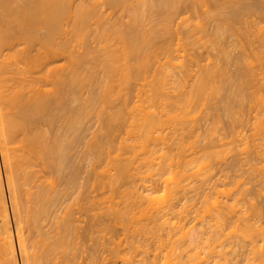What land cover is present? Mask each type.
Masks as SVG:
<instances>
[{
    "label": "bare ground",
    "instance_id": "1",
    "mask_svg": "<svg viewBox=\"0 0 264 264\" xmlns=\"http://www.w3.org/2000/svg\"><path fill=\"white\" fill-rule=\"evenodd\" d=\"M252 1H254V2H252ZM252 1H251V4H254L255 2H260V1L262 4L263 0H260V1L259 0L258 1L252 0ZM207 2H208V0H0V143H1V148H0L1 150L0 151H1V156L4 160V165H5V169L7 172L6 183H8L7 185L9 187L8 186L7 187L9 188V191L11 194V200H12V205H13V214L15 216V224L17 227L15 234L17 236L16 238H17V242H18V247L21 250L22 256L24 259L23 264H79L78 263L79 261H77V259H79L81 254L84 253V251H85L84 246H83L84 242L82 243V240H86L83 238H87V237H88V240H90V241L93 240L91 242H95L94 243L95 245L94 244L91 245V248H92V246H94V248L91 250V252L89 254L90 257L87 256L90 260V261L89 260L88 261L90 262V264H100V258L102 256V250L104 249V245H105L104 244L105 243L104 242V236L106 238L104 231L107 232V230L109 229L108 224L104 220V213L106 212V214L108 215L109 212L111 211V209L109 212L106 211L108 209H105L106 207L104 208V199H102V198L106 197V196H104L105 193L103 192L104 187H105V186H103V183L105 182L104 181V178H105L104 174H106V173L102 172L104 169L102 168L103 169L102 170L101 167H103V166H99L100 167L99 168L97 165H95L99 170L101 169V172H98V170L95 168V166H94V171H91L92 169L91 170L89 169V171H88V167L90 166L89 164H91L90 160L94 161V159L96 158L94 162H97L98 161L97 158L99 156L103 157L102 154H103L104 149L106 147H108L109 144H112V143H110V141L106 137L114 135L113 133H117L116 131L118 129H116V128L120 127L121 123H119V125H118L119 127H116V125L118 124V122L121 118V115H122L121 110L122 109H121V105L118 106L115 104H116V100H117L118 96H120L119 97V100H120L121 95L124 94V93L120 94V92L125 89L122 87L123 85H121V83L123 82L125 77L128 78L126 80H128L127 84L130 88L132 86V82H131V85L128 82H130V80L132 81V79L129 80V78L133 74H134L133 77L135 76V71L137 73V71L142 69V68H140L141 66L144 68L142 71L147 69L146 65L144 66L141 62L143 60H145L144 58H146V57L148 58V56H149L148 51L149 50L151 53V49L153 50L155 46H158V45H155L153 47L154 42H160L159 40H157L158 38L161 40V39H164L162 37H167L171 34V32H172L171 27L173 28V26L170 27V25H172V22H171L173 19L172 16H175V15H177L176 13H179L178 9L180 8V4L190 3V4H195V6H196L197 4L202 5V4H206ZM211 2L213 3V5H212L213 7L211 9H207V7H208L207 6L205 8L206 10H204V11L205 12L207 11L206 12V15H207L206 20L207 21H208L209 17H210V20L212 17H213L212 19L215 20L213 27L211 26V28L213 29L212 30L213 32L211 33V34H213L212 40H214L215 42H217L218 39L220 40L221 38H223V40H224L225 34H227L228 32H229L228 34H231L235 30H236L235 31L236 34L237 33L239 35L241 33L243 35L246 34L245 36H248V38H249V36H250L249 34L252 33V30L250 29L251 33H250L249 29H248L249 31L246 30L245 28H247L248 26L244 25L245 28H242L243 26L241 25L242 26L241 27L239 25L241 23V21H240V23H238V25L241 28H238L239 26L236 27V25H234L235 18H238L236 16L240 15V14H237L236 12H234V10L232 9V7H233L232 4H229L230 2H232V0H211ZM234 2L235 1H233V3ZM241 2H242V0H241ZM237 3H238V1H236V4ZM239 3H240V0H239ZM239 3L237 4L238 6L240 5ZM248 3H247V5H248ZM106 4L108 6H106ZM226 4L228 5V7L229 6L231 7L230 8L231 10H229V11L224 10ZM256 4L258 5V3H255L254 5H252V7L249 8V10H251V11L254 9L256 10L257 6H256V8H253V7H255ZM104 5H105V8L107 7V9L103 8ZM249 6H250V3H249ZM237 8H239V7H237ZM108 9H110L111 12L109 14H106V11ZM104 10H106V11H104ZM249 12H246V10H245V13H249ZM262 14H264L263 11H262ZM243 16H244L243 18H246L245 17L246 15L243 14ZM249 16H251V15H249ZM258 17H260L259 14H258ZM241 18H242V16H241ZM241 18H239V19H241ZM251 18H252V16H251ZM239 19L238 20L236 19L235 22L237 23V21H239ZM184 20L185 19H183V21ZM188 20L186 19V21H188ZM199 20H200L199 22L197 20L198 26L200 28L199 30H202L203 32L205 31V33H206V31H209L208 28L206 26H204L205 24L202 23L205 21V18L203 19L204 21L201 19H199ZM213 20H212V22H213ZM251 20H249V22ZM258 20H259V18H258ZM242 21L247 22L245 19ZM254 21L257 22L255 19L253 20V22ZM249 22H247V24ZM258 22H260V20ZM261 22H262V20H261ZM192 24L194 25V23H192ZM260 25L258 27L256 26L257 28L254 27V31H256L255 32L256 34H254V35H256V36H253V35L250 36L251 38H252V36L257 37L255 39H257L256 42H258L259 45H257L258 43L256 44V42H254L255 41L254 39H247V40L250 43L249 47H250L251 52L249 54H251L253 57H256L258 59L259 58L264 59V26H263V23ZM255 28H256V30H255ZM192 29L190 31H192ZM196 29H198V28L194 27V29H193V31L195 33H197ZM243 29H245V30H243ZM203 32H201V33H203ZM177 34L179 35L178 32H177ZM206 34H208V32ZM200 36H201V34H200ZM202 36H204V35L202 34ZM202 36H201V38L203 39L204 37H202ZM207 36H205V37H207ZM210 38H211V36H210ZM238 38H236L237 41H238ZM245 38H247V37H245ZM60 39H61V41H58ZM181 39H183V38H179V36H178L177 40L178 41L180 40V42H177V43H180V46L186 47L188 44L186 45L185 42H187V41H184L185 39H183V42H182ZM205 39H203V40L206 43ZM239 39H241V38H239ZM90 40H93V41L95 40L94 42L97 41L98 45L97 46L95 44L91 45V43H89ZM241 40H243V39H241ZM73 42H75V44ZM85 42H87V44ZM97 42H96V44H97ZM181 42L185 43V44H181ZM207 42H208V40H207ZM215 42H214L215 45L213 43H211V44L216 47ZM242 42H240V43H242ZM76 43H77V45H76ZM155 44H157V43H155ZM168 44H170V43H168ZM217 44H219V43H217ZM255 45H257V46H255ZM77 46L78 47L80 46V48L82 47L81 49H83L84 51L82 50L83 51L82 52L81 49L78 48ZM159 46H161V45H159ZM169 47L170 46H168L167 48H165V47L164 48L168 49ZM185 47H182V48L178 47V48H179V50L181 48L185 51L186 50ZM249 47H247V48H249ZM171 48H172V46H171ZM178 48H175V49L178 50ZM218 48H220V46H218ZM170 49H168V50H170ZM227 49H226V51H227ZM77 50L79 52H77ZM173 50H174V48H173ZM173 50H171V51L173 52ZM216 50H217V48H216ZM220 50H222V48ZM188 51H186V54ZM93 52L96 53V55L93 54V55H95V57L91 56ZM146 52H148V55L146 54ZM40 53L46 54L44 62L39 61V54ZM153 53H151V54L153 55ZM177 53H180V52H177ZM232 53H233V51H232ZM232 53H230L228 51L227 52L223 51V53H221L223 60L220 59V61L225 62V64L220 62L221 65L220 64L218 65L217 62H214L215 64L213 62H211L212 65L209 62L206 65L205 64L201 65V63L198 61L199 63L197 64V70H196L197 73L196 74H194L195 70L193 71L191 69V65L187 66V64H186V66L185 65L183 66V61H185V60H183L181 63L180 62L181 59H180L177 63V62H175L176 60L172 57L175 60V61L174 60L172 61V58L170 57L171 54L167 58V63L169 64V62H170L172 69H173L172 63L177 64L175 66L180 65L181 67H178L181 69L180 71H178L179 69L178 70L175 69L176 71L175 70L170 71V69H169L170 66L168 67V69L166 67L167 70L163 69L164 71L162 73L163 74L162 78H164V79H162V78H160L158 72L155 69V71H156L155 75L158 74L157 77L156 76L154 77L155 79H157V81L155 80L157 82V84L159 82L158 80L162 79L160 82L163 81L164 83L162 84V86L166 87L169 84L168 80L169 79L171 80V78H172V80L174 79L173 80L174 84L173 85L170 84V86H172L173 90H175V94H174L175 97L172 95V101L166 100V104H168L170 106V110L168 109L169 107L166 106L167 107L166 110L168 109L169 113L167 111H165L166 114L171 115L172 118H169V119L172 120V119H176V118L178 119L179 118V120H180V121L178 120L179 123L175 121L176 124H178V125L175 124L176 126L174 125L172 130L170 128L171 136H173V138H174V139H172V141L175 142V143H173L171 141L172 145L177 144L180 146V145H184L183 143L186 142V141H184L186 136H188L186 133L190 132V131H188V132H186V131L189 130L191 127L190 126L189 129H187L188 127L186 126L187 125L186 123L188 122V124H189L187 116L189 115V117H190V114L192 112L191 110L194 109L193 108L194 105L196 106L197 103H201V104L204 103L203 107L205 105H207V106L211 105V104H209L212 100L211 98H213L215 96L217 97L218 94H219V96L222 95L224 92L222 94H221V92L226 91V90H224L225 89L224 87L229 86L228 87L229 89H230V87H232V80H233L232 78L233 77L235 78V76L232 77V74L230 72V70H232V69L229 70L228 69L229 66L227 67V63H229V62L231 63V59H232L231 54ZM245 53H247V58H245V60L242 61L243 67L241 65V67H242L241 71H243V74H242L243 76L241 75L242 80H240V81L241 82H248L247 84L249 85V82H252L254 79H257V78H256V74L252 68L253 66H251V67L249 66V65H252V63L249 62V61H251V60H249L251 56H249L248 52H245ZM245 53H243V54H245ZM144 54H146L147 56ZM165 54L167 55V53H165ZM152 55H150V56H152ZM183 55H184V53H183ZM90 56H91V58H90ZM141 56H143V57L141 58ZM241 56H243V55H241ZM58 57L64 58L66 61V62L64 61L65 64L54 65L55 61H53V60L56 59V62H58V59H57ZM92 57L94 58V61H92ZM62 58L59 61H61ZM169 58H171L170 59L171 61H168ZM88 61H90V62H88ZM148 61H149V58H148ZM87 62L91 63V64L87 65ZM144 62H146V61H144ZM247 62H248V64L249 63L250 64L248 65ZM195 63H197V61ZM81 64L82 65L86 64L88 66V68H87V66H84V69H83V66ZM140 64H141V66H140ZM147 65H148V63H147ZM198 65H200V67ZM228 65H230V64H228ZM162 66H163V64H162ZM165 66H167V64ZM165 66H163V67L165 68ZM41 67H44V70L46 73V74L43 73L42 76L40 75V73L42 71ZM160 67H161V65H160ZM175 68H177V67H175ZM159 69L160 68H158V71L161 70V72H162V69H160V70ZM168 71H170V72L168 73ZM144 72H146V71H144ZM44 74H45V76H44ZM101 74H102L103 78L99 77V75H101ZM168 76H170L171 78L168 79ZM123 77H124V79H123ZM44 78L47 81H45V83L44 82L41 83L42 81L40 82V80H43ZM104 78H105V80H104ZM149 78H148V80H149ZM154 78H153V82H155ZM259 78H261V77H259ZM145 79L147 80V78H145ZM103 80H104V82H103ZM257 80H259V79H257ZM259 81L255 82V80H254V83H256V85H255L256 87H257V85H258L257 83ZM124 82H126V81L124 80ZM160 82H159V85H160ZM262 82L264 83V79ZM170 83H171V81H170ZM153 84L155 87L156 83H153ZM153 84L152 85L150 84L149 86L152 87ZM253 84H251V85H253ZM128 86H126V88H128ZM172 87H170V88H172ZM251 87H253V86H251ZM158 88H159V86H158ZM161 88H159V89L162 91V94L165 95L164 93L168 92V90H167L168 88L166 87V90H167L166 92L163 91L165 89L162 88L163 89L162 90ZM244 88H245V86H244ZM244 88H243V90H245L247 87L245 89ZM257 88L260 89L259 87H257ZM157 89L152 88L153 93L154 92L157 93L156 95L152 94V96H153L152 98L159 97L160 99L161 98L165 99L166 96L165 97L158 96L159 90L157 92ZM235 89H233V90L236 91ZM256 89L253 88V91H255ZM154 90H156V91H154ZM243 90L241 88V91H243ZM125 91H123V92H125ZM127 91L130 92L129 90H127ZM127 91L125 93H127ZM171 91L169 92L170 94H172L174 92V91L173 92H171ZM256 91H258L257 95H259V93H260L259 90H256ZM256 91L253 94H256ZM169 93H167V95L170 96ZM250 93H252V92L250 91ZM130 94L131 93H129V96H130ZM226 94H228V93H226ZM244 94H246V93H244ZM127 95L128 94H125V96L128 98L129 96H127ZM228 95L232 96L231 93ZM239 95H240V92H238L237 96H239ZM257 95H256V97L258 98ZM150 96L151 95H148L149 98L147 97L149 100L151 98ZM227 96H225V97H227ZM229 96L227 98L231 97V96L230 97ZM251 96H253V95H251ZM170 97L167 99H170ZM173 97L176 100H173ZM221 97H219L220 101H222L221 99H223ZM235 97H233V98H235ZM256 97H253V98L255 99ZM243 98L244 97L242 96V99ZM257 98L255 99L257 102L254 99H252L256 103H254L255 104L254 106L252 105L253 108L252 107H250V108H252V110H253L254 107H256V105L258 107H260L262 105V107L260 108L261 110L263 108L262 111L260 110L261 111L260 114H262V112L264 111V107H263L264 96H262L260 94L258 100H257ZM240 99H241V97H240ZM119 100H117V102ZM121 100L126 102L127 99L125 100V98H124ZM161 100L159 102H161ZM213 100L217 101V99H213ZM230 100H232V99H230ZM244 100H246V99H244ZM244 100H241V101L244 102ZM259 100L261 102H258ZM152 101H154V100L152 99ZM214 101H212V104L214 103ZM227 101H228V106H230L229 107L230 113L228 111L229 118H230V120H234V119H232L233 116L235 114L237 115L238 113H236V112L237 111L239 112V110H240V112H242L241 109H243L242 107L244 104L242 103L243 104L242 107H240V105L238 104L239 105L238 108L240 107V109L237 108L238 109L237 110L236 108H234V109L232 108L233 103H235L234 100H232L233 103L229 100H227ZM227 101H226V103H227ZM248 101H250V100H248ZM254 101H251V103ZM127 102H126V104H127ZM162 102H164V104H165V101H162ZM171 102H173V103H171ZM239 103L241 104V102H239ZM259 103L261 105H259ZM170 104H172V105H170ZM215 104H216V102H215ZM107 105L108 106L110 105V106L108 107ZM124 105H125V103H124ZM236 105L237 104H235V106ZM197 106H198V104H197ZM217 106H214V108H216ZM203 107H201V108L204 110L205 108H203ZM119 108L121 110H119ZM174 108L175 109L178 108L177 111L183 110L184 113L182 112L181 114H184V115L182 116L179 113L181 111H179L178 113L180 116L178 115L179 116L178 117L177 116L178 113L176 110H174ZM207 108L208 107H206V109ZM209 108H210V106H209ZM218 109H216V110H218ZM232 109H233V112H232ZM235 109L237 110L236 112H235ZM92 110L95 113H93ZM207 110L209 111V109H207ZM216 110H215V112H216ZM123 111H124V108L122 110V113H123ZM211 111H210V113H211ZM91 113H93L92 115L96 114L98 116L96 118L99 120V122L100 121L102 122V123L100 122V124H102V128L100 127V131L102 132V134H101V132H98V133L96 132L95 134H93V136L90 135V136H92V138H88V140H87V137H90V136H87L89 134H87L88 132L87 133L85 132V126H86V120L88 122V119H89L88 117H91L90 116ZM131 113H132V111H131ZM149 113H151V112H149ZM154 114H156V112ZM217 114H218V111H217ZM232 114H234V115H232ZM253 114H255V113H253ZM223 115H220V116H222V118H223ZM250 115H251V113H250ZM258 115L259 114L257 113V117H258ZM132 116H133V119H136L135 115H132ZM139 116L141 117V115H139ZM151 116H153V115H151ZM181 116H182V119H181ZM146 117H147V115H146ZM146 117L144 115V119H145L144 121L145 122H146V120L149 119V118L147 119ZM214 117H217L216 118L217 120L219 119V122H217V121H215V122L220 125L221 118L218 116H214ZM237 117L238 116H236V117L234 116V118L236 120H237ZM257 117L255 116L254 119H257ZM129 118L132 119V117H129ZM142 118H143V116H142ZM185 118H187V120ZM263 118L258 117L259 121L256 120L258 123V124H256L257 126H254L255 124L252 125L255 127L253 130L257 129L256 127H258V129H259V127L262 126V124L264 123ZM152 119H149V120L151 121ZM227 119H224V120H227ZM240 119H241V116H240ZM122 120H121V122H122ZM159 120H160V118H159ZM230 120L228 119V122ZM59 121H61L64 126H61V122L58 123ZM136 121H132V122L135 123ZM139 121H141V120H139ZM139 121H137V122H139ZM148 121L146 122L148 125L146 127L150 126V124H148ZM153 121H151L150 123H152ZM160 121L161 122H159V123H161V124H162V122H164V121H162V119ZM247 121H248V119H247ZM145 122H143V123H145ZM157 122L158 121H156V123ZM222 122L223 121L221 120V123ZM46 123L51 129L53 128V126L56 125L54 127V129L57 130L58 124H60V125H58V127L61 126V127H64L65 129L62 128V131L58 129L57 130L58 132L56 131V133H55V130L53 129L54 130L53 133L56 136H54V134H53V137L50 138V136L52 134V132L50 131L47 134V135H49V138H50L49 139L48 136H46V130H45L46 128L44 129V127H43V125ZM153 123H155V122H153ZM191 123H192V121H191ZM50 124L53 126H51ZM161 124H158V125H161ZM168 124H171V123H168ZM133 125L136 126V123ZM214 125H215V123L213 124V126ZM258 125H260V126H258ZM48 126H47V129H49ZM168 126H170V125H168ZM171 126H173V125L171 124ZM263 126H264V124H263ZM61 127H59V128H61ZM140 127L135 128L136 130H138L137 133L140 131L139 130V129H141ZM150 127L152 128L155 126L151 125ZM142 128H144V127H142ZM151 128H150L151 132H149L150 134H152ZM157 128L153 129V130L158 131ZM215 128L216 127H214V130H216ZM261 128H263L262 131H264V127H261ZM95 129H96V127H95ZM102 129L104 132L102 131ZM133 129L134 128H132V131H134ZM164 129H166V128H164ZM168 129H169V127L167 128V130ZM191 129L193 130V127H191ZM199 129H200V126H199ZM209 129H210V127H209ZM258 129H257V131H261L260 129L259 130ZM63 130H64V132H63ZM120 130H121V128H120ZM159 130H162V128ZM214 130L213 129L209 130L211 133L209 136L210 138L217 133L216 132L215 134H213ZM48 131L49 130H47V132ZM142 131H144V130H142ZM142 131H140V132H142ZM257 131L255 133H257V136H258L259 133ZM134 132H136V131H134ZM146 133H148V132H146ZM149 133H148V135H149ZM155 133H156V131H155ZM162 133L163 132H161V134L160 133L159 134L162 136L163 135ZM166 133L168 134L167 131H166ZM192 133L195 136L196 135L198 136V134H195L196 132L195 133L191 132V134ZM255 133H252V134H255ZM261 133L264 134V132H261ZM138 134H140V133H138ZM143 134H145V133H143ZM191 134H189L190 137L193 136V134L192 135ZM207 134L209 135V133H207ZM99 135H103V136L107 135V136L102 138ZM148 135H147V137H148ZM169 135H170V133H169ZM259 135H261V134H259ZM195 136H194V138H195ZM236 136H237V134H236ZM254 136H256V134ZM147 137H144L143 138L144 141L142 140V142H145V138L147 139ZM149 137H151V136H149ZM224 137L227 138L226 135ZM244 137H246V136L244 135ZM248 137H250V136H248ZM252 138L254 139L253 135H252ZM165 139H166V137H165ZM165 139H164V141H165ZM167 139H168V137H167ZM198 139H199V137H198ZM198 139H196V140H198ZM207 139L208 138H206V140ZM217 139H221V138L217 137ZM245 139H247V138H245ZM245 139H243V141ZM251 139H250V142L252 141ZM261 139H264V138L262 137V138H260V140ZM101 140L105 141L106 143H108L107 141H109V144H106V143L102 142ZM240 140H241V138H240ZM254 140H256V139H254ZM187 141L189 142V139ZM207 141H209V140H207ZM212 141H213V139H212ZM230 141H231V139L228 141L229 143L227 146L230 145ZM113 142H114V140H113ZM165 142H167V140ZM252 142H253L254 146L257 143V142L254 143V141H252ZM196 143H197V141H196ZM225 143H226V141H225ZM233 143L234 142L232 141L231 142L232 146H233ZM235 143H237V139H236ZM260 143H262V142H260ZM168 144L170 145V143H168ZM192 144H195V143L192 142ZM237 144H239V142ZM241 144H244V146L246 147L249 143H247L246 145H245V142L241 143ZM147 145H148V143H147ZM164 145H165V143H164ZM236 145L233 148L237 147ZM221 146H220V148H221ZM244 146H243V148H244ZM250 146H247V147H250ZM256 146H257V144H256ZM262 146H264V145H262ZM145 147H146V145H145ZM165 147H166V145H165ZM171 147H174V146H171ZM199 147L197 146V148H199ZM96 148H98V149H96ZM109 148H110V146H109ZM112 148H110V149H112ZM169 148L170 147H168V151L171 152L170 150H172L173 148L170 150H169ZM180 148L181 147H179V149ZM184 148H186V146ZM263 148L264 147H262V150H263ZM228 149L226 150V152H228ZM246 149L248 150V148H246ZM255 149H257V147H255L254 150ZM147 150H149V149H147ZM160 150H161V148H160ZM163 150H165V149L163 148ZM174 150H173V152H174ZM189 150H190V148H189ZM191 150H192V148H191ZM221 150L223 152H225L224 148H221ZM239 150H240V147H239ZM249 150H251V149L249 148ZM181 151H182V148L179 152L181 153ZM215 151H217L216 153H218V151H219V154L222 152V151L218 150V147H217V150L215 149ZM246 151H244V152H246ZM156 152H157V150H156ZM166 152H167V150H166ZM169 152H168V154L170 155L171 153H169ZM184 152H183V154H184ZM250 152H252V150ZM175 153H177V152H175ZM202 153H204V152H202ZM202 153L200 154L201 156H202ZM210 153H211V151H209L208 155ZM147 154H149V153H147ZM164 154H166V153H164ZM219 154H216V155H219ZM169 155L166 154V156H169ZM210 155L208 157H207V155L204 157L202 156L203 160L201 159V157H199L201 160L197 159V160H199L197 164H199L203 167L205 166V168L209 167L211 169V167H212L211 162L210 161L207 162V160L212 159L210 157ZM216 155L214 154L213 156L215 158H217ZM221 155L222 154H220L218 157H220ZM155 156H157V155H155ZM236 156H238V153L236 154ZM171 157H170V159L167 157V159L169 160L167 163L164 162L166 165L168 164L167 166L164 163H162L167 168L163 167V168H165V169H163L159 166L161 171L165 170L166 174L164 171L161 172L158 169L157 172L160 171L161 173L155 172L156 176L153 175V176L148 177V175H150L149 173H151V172L154 173L153 172L154 168H152V170H151V167H150L151 172H149L150 170L148 168V170H147L148 174H146L147 177H145V179L143 180V182L141 184L142 186L141 185L138 186L139 190H140V186L144 188L143 191L145 190L144 191L145 195H144V193L136 192L137 197H139L138 199L140 200L138 202L144 203L146 199H147L146 201L150 202V200L152 199V201L155 202V200L156 201L160 200L161 197L163 198V202H160L161 204L159 206L158 205L157 206L151 205L152 207L149 206L148 209L151 208V210L149 209V211H148L146 209L147 212H149L148 214L144 213V211H145L144 209H142V211L139 212V214H142V212H143L145 217L148 216V220L150 221V223H153L154 225L150 226V224L143 222L144 220H142V223L143 224L145 223L147 225L142 224L143 226H141V224H139L138 227H136L138 232H140V233H138V232L136 233V235L140 234V238L136 242H133V241H135L134 239L136 238V235H135V237L132 236L133 237L132 247L133 248L135 247L134 249L136 250V255L134 254V251H133V253H131V254L129 253L130 257L125 258L123 256L124 258L121 260L125 261L124 264H126V263L127 264H167L169 259L173 264H186V263L189 264L191 262V260L193 261V259H192L193 254L190 256L188 254V256L185 259L184 257L187 255L186 254V255H184V257L182 259V256H181L182 253L179 254L180 255V257H179L178 253L175 254L176 253L175 248H174V251H175L174 254L175 255L173 254V257L169 258L170 254H172L170 252L173 250V247L175 245L173 237H172L173 241L171 240V236H174V235H171L172 233H170V232H169L170 235L168 233L169 239L171 240V242L174 243V245L171 244L172 250L169 251V253L168 252H167V254L164 253L165 256L169 254V256L166 259H164L165 257H164L163 252H162L163 251L162 249L165 247V245L163 247V244L166 243V242L162 243V240H164V236H162V234H161L162 238H160L161 236L159 235V229H158V234L156 232H154V226H155V224H157V222L160 223V225L163 224L162 227L159 225V227L162 231V228L165 227L164 223L167 224V221L169 219L171 220L172 217L178 218V222H179L178 213L182 212L180 210H177V206L181 204L178 200L182 196L180 194L181 196L178 197V195H179V193H183L181 191L185 190V189H183L182 186H184V183L186 182V181L184 182V180H186L185 178L187 176H189L190 174L188 171V175H187V169L188 168L184 169L183 165H182L183 168H181V169H178L179 166L176 164L175 165L177 167L174 166V162L179 163V161H182V160H179V158L177 157V159L179 161L176 162L177 159L176 160L174 159L176 157H173V155ZM185 157L186 156H184L183 159ZM205 157H207V158H205ZM152 158H154V157L152 156ZM193 158H194L195 163H196V158H198V156L197 157L193 156ZM204 158L207 159L206 162H205ZM215 158H214V160H215ZM98 159H101V157H99ZM152 160L155 163L154 159H152ZM161 160H163L162 157H161ZM189 160L191 161V159H189ZM111 161H113V160H111ZM159 161H160V159H159ZM186 161L187 160H185L184 162H186ZM190 161H187V163ZM98 162H100V161H98ZM191 162H190V164H191ZM209 162L211 165H209ZM193 163H194V161H193ZM109 164H110V162H109ZM113 164H114V166H116L115 163H113ZM113 164H110L109 166H111ZM162 164H161V166H162ZM124 165H125V163H124ZM127 165H128V163H127ZM148 165H149V163H148ZM155 166H158V165H155ZM196 166H198V165H196ZM201 166H198L199 168H197V169L200 170ZM112 167L113 166H111L110 168H112ZM173 167H175V168H173ZM107 168H108V166H107ZM121 168H122V166H121ZM121 168H119V169L121 170ZM168 168H169V170H167ZM189 168H190V166H189ZM209 168L207 169V171H205V173L208 172ZM210 171L211 170H209V173L212 172V171L211 172ZM1 172L2 171L0 170V254L2 256L1 257L2 260L0 259V262H1V264H17V260H16L17 242H16V244L14 242V230H13L11 222H10V215H9L10 213L8 211V205H7L5 196H4V189H3L4 183H2ZM90 172L92 175L95 173V175L97 176V178L95 177L96 178L95 180H96L97 186H98L97 188H98V190L102 189V192L104 193V194L99 193V196L97 199L96 198H90L88 196V192H87L88 188H86V187H89L90 185H92L91 184L92 182H90V179H91V175L89 174ZM116 172H118V171L116 170ZM118 173H120V175H121V171ZM118 173H116V174L114 173L115 176H117ZM145 173H146V171H145ZM162 173H164V174L162 175ZM190 173H193V172H190ZM102 174L104 175L103 180H102ZM157 174H160V176H161V177H159L160 179L161 178L163 179L165 177L164 178L165 183L163 184V182H164L163 181V182H161L162 184L159 183V185L160 184L164 185L163 187L165 188V193L167 196V198L166 197L165 198L167 199V201H164L165 200V198H164L165 193L162 196L157 195V194H159L158 193L159 190L158 191L156 190V189H158V188H156V186L158 185V184H156V182H157V180L159 181V179L156 180L154 178V176L156 178L159 176ZM54 175H56V178ZM110 175L112 177L113 173ZM124 175H125V173H124ZM142 175H145V174H142ZM195 175H196V173H195ZM207 175H210V174H206V176ZM115 176H114V178H115ZM58 177H59V180H57ZM210 177L208 179H210ZM120 178H118V180H120ZM149 179H150V181H149ZM162 179H161V181H162ZM106 180H107V178H106ZM111 181L112 182L109 181L110 186L112 184H114V182H113L114 179H112ZM93 182H94V180H93ZM190 182H188V183H190ZM88 183H90L89 186H87ZM93 185H95V184H93ZM104 185H106V184H104ZM154 185H155V188H154L155 190H152ZM134 186H136V185H134ZM185 186H187V185H185ZM84 188H85V190H84ZM90 188H91V186H90ZM90 188H89V190H90ZM128 188L130 189V187H128ZM132 188H134V187L132 186ZM136 188H134L133 190H135ZM112 189H114V187ZM131 191H132V189H131ZM224 191L226 193L228 192L226 196H229V194L231 196L233 194L232 190H231L232 192L230 190L227 191V189L221 190L222 193H224ZM221 192H219V193H221ZM122 193H124V192H122ZM126 193H124V194H126ZM226 193H224V195ZM234 193H236V192H234ZM131 194L132 195H130V196L133 197L134 196L133 194H135V193H131ZM155 194L157 195V197L156 196L154 197ZM183 195H184V193H183ZM102 196H104V197H102ZM125 196H127V195H125ZM77 197L82 198V201L80 198V201H81L80 203H79V200L78 201L76 200ZM137 197L136 198L133 197V199H137ZM211 197H213V196H211ZM218 197L219 196H216V200H214V203H212L213 199H215V198L210 199V196H209L210 200H207V204L210 205L209 206L210 210H208V209L207 210L209 212L212 211V213H214V215H215L216 211L219 213L216 220L219 221V222L217 221L218 223H220L219 224L220 228H219V226H218V228L221 230V228L224 226L223 222L225 223V221H223V219L225 217V216L223 217V214H225L226 210L224 209L223 214H222V212H220V210L222 208H227L229 212H232V209L236 208V205L235 204L232 205L233 203L229 204V202H228L227 203L228 205L225 204L222 207L223 204L222 205L220 204V202H219L220 198L218 199ZM123 198L126 199V197H123ZM144 198H145V200H144ZM142 199H143V201H142ZM242 199H244V194H243ZM73 200L74 201L76 200L78 202L76 204L77 205L79 204V205L77 206V205H74L75 203H71V202H73ZM237 200H238V197H237ZM154 202H152V203H154ZM186 202H187V200H186ZM208 202H211V203H208ZM69 203H71V204H69ZM106 203H108V202H106ZM126 203H128V202H126ZM157 203H159V202H157ZM248 203L251 205L250 201ZM135 204H136V201H135ZM146 204H147V202H146ZM149 204L150 203H148V205ZM212 204L215 207V209H217V210H212V208L214 209V207L211 206ZM183 205H181V206H183ZM252 205H254V204H252ZM74 206H77V207H74ZM124 206H123L122 210H121V207L116 209V206H115V208L113 206L114 210L112 211L111 215H113V214H114V216L116 215L115 217L117 218V220H119V224H120V222L125 224V221H126V223L128 221V224H129L130 217L133 219V216H131V214L133 215L134 209L136 206L132 207V209H130L131 208V207H129L130 205L129 206L127 205L128 208H126L125 203H124ZM143 206H145V203ZM186 206H187V204H186ZM186 206H184V207H186ZM117 207H118V205H117ZM76 208L78 209V213H79V210L81 212V209H84V211L86 210V213H87V211L93 212V216L90 215V216H92V217H90V220L88 219L86 221V218H85L84 222L86 221L85 222L86 224L83 226H82V224H84V223L79 224L80 219H78L77 216H75ZM109 208H110V205H109ZM237 208H238V204H237ZM138 210H137V212H138ZM59 211H61L60 214L58 213ZM63 211H64V213H63ZM234 212L235 211H233L232 213H234ZM256 212H257V210H256ZM62 213H63V215H61ZM86 213H85V215H86ZM174 213L177 216H174L175 215ZM257 213H259V209H258ZM59 215H61V216H59ZM79 215H81V214H79ZM134 215H135L134 221L136 222V217L137 216L139 217V215H136V213H134ZM221 215H222V217H221ZM170 216H171V218H170ZM185 217H186V215H185ZM140 218L145 219L143 217V214L140 215ZM111 219H112V216H111ZM137 220H139V218H137ZM221 220H222V223H221ZM47 221H49V223L48 224L46 223L44 225V222H47ZM113 221H114V219H113ZM176 221H177V219L175 220V222ZM175 222H174V225H175ZM244 222L245 221H243V223ZM241 223H242V220H241ZM249 223L252 224L251 221ZM249 223L247 224V227L250 226ZM221 224H222V226H221ZM238 224L239 223H237L235 225V226H237V228H238ZM111 225H112V223H111ZM111 225H109V226H111ZM174 225L172 224V226H173L172 228L176 227V229H177L178 226L174 227ZM216 225L217 224L214 225V228ZM25 226L29 227V232H31L30 228H31V230H33L35 232V234L32 235V237L34 236L33 238L29 237L31 239V242L33 241L32 248H31V244L29 243L30 241L28 240V237H26L24 234ZM127 226L128 225L126 224V228H127ZM135 226H137V225L135 224ZM180 226H179V228H180ZM107 227H108V229H107ZM123 227H125V226H123ZM133 227H134V222H133ZM166 227H168V226H166ZM184 227H185V225H184ZM242 227H244V226H241L240 229ZM247 227L244 228L245 231H246V229H248ZM254 227H258V226H254ZM169 228H171V227H169ZM224 228H223V230H224ZM234 228H236V227H234ZM164 230H166V229H164ZM180 230H181V228H180ZM183 230H184V228H183ZM215 230H218V229H215ZM129 231H130V229H129ZM131 231H132V228H131ZM168 231H171V229ZM235 231H237V229H235ZM134 232L132 233V235L134 234ZM172 232H173V229H172ZM175 232H176V230H175ZM175 232H173V233H175ZM219 232L220 231H217V233H219ZM239 232H240V230H239ZM94 233H97L99 235L94 236L95 235ZM127 233H128V231H127ZM243 234H241V232H240V235L243 236ZM29 235H31V233ZM262 235H263V233H262ZM244 236H245V234H244ZM166 237H167V235H166ZM150 238L151 239L153 238L152 240L155 242V244L157 243V241L154 239L155 238H157V240L160 239L159 240L160 245L157 244V246L159 248L161 246L163 247L161 249L162 250L161 252L159 250H157L158 247H156V246L154 248H152L154 246V244L151 242ZM101 240H103V241H101ZM127 240H129V239H127ZM142 240H144V241H142ZM149 240H150V242H149ZM192 241L194 242V240H192ZM161 243H162V245H161ZM29 244H30V246H29ZM108 244H110V243H108ZM108 244H107V246H108ZM152 244H153V246H152ZM87 246H86V248H87ZM133 248L132 249L130 248V249L133 250ZM112 249H113V247H112ZM151 249L153 251L156 250V252L155 251L152 252ZM108 250H109V248H108ZM212 251H213V249H212ZM86 252L88 253L89 251L86 250L85 253ZM103 252H104V250H103ZM114 252H116V251H114ZM112 254H113V252H112ZM195 254H196V252H195ZM117 255H118V253H117ZM124 255L127 256L128 251H127V254L125 253ZM139 255H142L143 257L140 256L141 258L137 259V257ZM162 255L164 257L163 258L164 260H161L162 261V263H161V261L158 258L162 259ZM197 255H199V254H197ZM174 256H177V257L175 258ZM171 258H175V260H173ZM187 258H188V260L190 259V261H188ZM101 259L105 260L104 262L106 263V259L104 257ZM81 260H82V258H81ZM84 260H82V262ZM103 260H102V262H103ZM109 260L111 261V259L109 258L107 260L108 264L111 263V262H109ZM166 260H168V261H166ZM184 260H186V262ZM2 261H4V262L2 263ZM88 261L86 260V262H88ZM164 261H165V263H164ZM113 263L115 264V262H113ZM113 263H111V264H113ZM84 264H86V263H84Z\"/></svg>",
    "mask_w": 264,
    "mask_h": 264
},
{
    "label": "rangeland",
    "instance_id": "2",
    "mask_svg": "<svg viewBox=\"0 0 264 264\" xmlns=\"http://www.w3.org/2000/svg\"><path fill=\"white\" fill-rule=\"evenodd\" d=\"M233 1H235L234 3H233ZM236 1H238V3H239V0H232V2H230L229 4H232V9L234 10V12H236L237 14H240V15H237L236 17H238V18H235V20H234V25H236V27L237 26H241L242 28H245V26H248L247 28H245L246 30H252V33H251V30H250V33L251 34H249L250 36L251 35H253V36H256V35H254V34H256L255 32L256 31H254V27H258L260 24H262L263 23V26H264V14H262V11H263V13H264V0L262 1V4H261V1L260 2H255V3H258V5L256 4L255 5V7H253V8H256V6H257V8H256V10L254 9V10H249V8L250 7H252V5H254V4H251V1L250 0H242V2H241V0H240V5L238 6L237 4H236ZM256 1H258V0H256ZM250 3V6H249V3ZM252 2H254V1H252ZM247 3H248V5H247ZM243 4V5H242ZM194 5V6H193ZM213 3L211 2V0L209 1L208 0V2L206 3V4H197L196 6H195V4H190V3H186V4H180V8L178 9L179 10V13H176L177 15H175V16H172L173 17V19H172V25H170V27L171 26H173V28L171 27V29H172V32H171V34L169 35V36H167V37H162V38H166L165 40L164 39H157V40H159L160 42H154V45H153V47L155 46V45H158V46H155L154 47V49L152 50L151 49V53H153L154 51V53H153V55L150 53V50L148 51L149 52V56L150 55H152V56H148V58H149V61H148V58L146 57V58H144L145 60H143L141 63L145 66L146 65V67H147V69L146 70H144V71H146V72H144V71H142L144 68L141 66V64H140V68H142V69H140L139 71H137V73H136V71H135V76L133 77V75L129 78V80L130 79H132V81L130 80V82H128L130 85H131V82H132V86L129 88V86H128V84H127V81L128 80H126V79H128V78H126L125 77V79H124V77H123V79L126 81V82H124V80H123V82L121 83V85H123L122 87L123 88H125L124 90H122L121 92H120V94L121 93H124L123 95H121V98H120V100H119V97L120 96H118V98H117V100H119L118 102H117V100H116V104L115 105H118V106H120L121 105V109L123 110V108H124V111H123V113H122V110L119 108V110H121V118H120V120H119V122H118V124L116 125V127H119L118 125H119V123H121L120 124V127L119 128H116V129H118L116 132L117 133H113L114 135H112V136H107V135H105V136H103V135H99V136H101L102 138L103 137H106L109 141H110V143H112V144H109V141H107L108 143H106L105 141H102V142H104V143H106V144H109L108 145V147H106L105 149H104V151H103V157L102 156H99V157H101V159H98L97 158V160L98 161H100V162H94L95 161V159H94V161L93 160H90L91 161V164H89L90 166L88 167V171H89V169L91 170V171H94V166L95 165H97L98 167L99 166H103V167H101V169L103 170L102 172L103 173H106V174H104L105 175V178H104V183H103V186H105L104 187V193L102 192V189L100 190H98V186H97V182H96V178H97V176L95 175V173L92 175L91 174V172L89 173L90 175H91V179H90V182H92L91 184L92 185H90L91 186V188H90V186H89V184L90 183H88V185L87 186H89V187H86V188H88V190H87V192H88V196L90 197V198H98V196H99V193H103L104 194V196H106L105 198H102V199H104V208L105 209H108V210H106L107 212H109L110 211V209H111V211L109 212V214L107 215L106 214V212L104 213V220L106 221V223L108 224V227H109V229H108V227H107V232L106 231H104V234L106 235V238H105V236H104V252H103V250H102V256L106 259V263L104 262L105 260H103V259H101V258H103L102 256H101V258H100V264H108V262H107V260L110 258L111 259V261L109 260V262H111V263H113V262H115V264L117 263V264H124L125 263V261H123V260H121V259H123L124 257L125 258H127V257H130V255H129V253L131 254V253H133V251H134V254L136 255V250L132 247V244H133V242H136L137 240H139V238H140V234L138 235H136V233L138 232V230L136 229V227H138V225L139 224H141V226H143V225H147V224H143L142 223V220H144L143 222H146V223H148V224H150V226L152 225H154L153 223H150V221L148 220V216L147 217H145L144 216V213H149V212H147V210L149 211V209L151 210V208H149L148 209V207L149 206H151V205H160L161 203L160 202H163V198L161 197V199L160 200H158V201H156L155 200V202L157 203V202H159V203H155L154 201H152V199L150 200V202L149 201H146L145 200V198H144V200H145V206H143L144 205V203L142 204L141 202H138V201H140L138 198L139 197H137V194H136V192H141V193H144V191H143V187H141L142 185V182H143V180L145 179V177H147L146 176V174H148V168H149V170H150V167H151V170H152V168H154V170H153V172L154 173H152L151 172V170L149 171V172H151V173H149L150 175H148V177L149 176H153V175H155L156 176V174H155V172H157V170L159 169L160 171H161V169L159 168V166L161 167V168H163V167H166L167 165L165 164V163H167L169 160L167 159V157L170 159V157L173 155V157H176V158H174L175 160L177 159V157L179 158V160H182V161H179L178 159H177V161L176 162H178L179 161V163H175L174 162V166H176V165H178L179 167H178V169H181V168H183V166H184V169L185 168H188L187 169V175H188V171H189V176H187L185 179L186 180H184V186H182L183 187V189H185V190H183V191H181V192H183L184 193V195H183V193H179V195H178V197H180L181 195V197L179 198V202L181 203L180 205H178L177 206V210H180V211H182L181 213H178V217H179V222H178V218H176V217H172L171 218V216H170V218H171V220L169 219L168 221H167V224L166 223H164V228H162V231H161V229H160V227H159V225H160V223H158L157 222V224H155V226H154V232H156L157 234H158V229H159V235L161 236V234H162V236H164V240H162V243L163 242H166L165 244H163V247H164V245H165V247L163 248L162 246L159 248L158 246H157V244H159L160 245V242H159V240H157V238H155L154 240H156L157 241V243L155 244V242L150 238V240H151V242L154 244V246H153V244H152V248H154L155 246L156 247H158L157 248V250H159L160 252L162 251L163 252V255H164V253H166L167 254V252L169 253V251H171L172 250V245L171 244H173L174 245V243H175V245H174V247H173V252L171 251L170 253H172V254H170V256H169V254L168 255H164V257H163V255H162V259H160V258H158L160 261L161 260H164V259H166L168 256H169V258L170 257H173V254L175 253V251H174V248L176 249V253L175 254H177L178 253V255L179 254H181V256H182V259H183V257H184V255H186L184 258L186 259V257L188 256V254H189V256L190 255H192V259H193V261L191 260V262L189 263V264H264V148H263V150H262V147H264V146H262V145H264V139H261L260 140V138H264V134L263 133H261V132H264V131H262L263 130V128H261V127H264L263 126V124H262V126H260V125H258V126H260L259 127V129L261 130V131H257V129H258V127H256L257 129H255L259 134H261V135H259L258 134V136H257V133H255L256 131L255 130H253L255 127L254 126H257L256 124H258L257 123V121H259V119H258V117L260 118H263L264 117V111L262 112V114H260L261 113V111L263 110V108H262V110L260 109L261 107H262V105L259 103V105H261L260 107H258L257 105H256V107H254V109L252 110V105L254 106L255 104L254 103H256L257 101L255 100L257 97H256V95H257V92L258 91H256V90H259V95L261 94L262 96H264V83L262 82L263 81V79H264V59L262 58V59H258V58H256V57H253L251 54H249L250 52H251V50H250V43L248 42V40L247 39H254L253 41L254 42H256L257 41V39H255V38H257V37H253L252 36V38L249 36V38H248V36H245L246 34H236L235 33V31H233L231 34H225V38H224V40H223V38H221L220 40L218 39V41L217 42H215L214 40H212L213 38H212V35L213 34H211L213 31V29L211 28V26L213 27V25H214V23H215V20H213L212 18H211V20H210V17H209V19H208V21L206 20L207 19V15H206V12L204 11V10H206L205 8L207 7V9H211L213 6ZM236 5V6H235ZM247 7H246V6ZM106 6H108L107 4H106ZM202 6V7H201ZM245 6V7H244ZM237 7H239V8H237ZM259 7V8H258ZM104 9H107V7L105 8V5H104V7H103ZM227 8V9H226ZM231 7L229 6L228 7V5L226 4V6H225V11H229V10H231L230 9ZM242 9V10H241ZM259 9V10H258ZM110 9H108L107 11L106 10H104V11H106V14H109L110 12H111V10L109 11ZM236 10V11H235ZM241 10V11H240ZM245 10H246V12H249V13H245ZM109 11V12H108ZM240 11V12H239ZM205 12V13H204ZM233 12V11H232ZM254 12V13H253ZM257 14H256V13ZM261 12V13H260ZM243 14L244 15H246L245 17L246 18H243L244 16H243ZM258 14H259V16L261 17H258ZM249 15H251L252 16V18H251V16H249ZM256 15V16H255ZM205 16V17H204ZM241 16H242V18H241ZM249 16V17H248ZM248 17V18H247ZM263 17V18H262ZM205 18V21L203 20ZM239 18H241V19H239ZM258 18H259V20H260V22H258L259 20H258ZM183 19H185L184 21H183ZM186 19L188 20V21H186ZM199 19H201V20H203L204 22H202V23H204L205 25L204 26H206L207 28H208V30L209 31H206V33L208 32V34H206L205 33V31L203 32L202 30H199L200 28H199V26H198V23H197V20H198V22L200 21ZM236 19L238 20L239 19V21H237V23L235 22L236 21ZM246 20L247 22H249V20H251L248 24H247V22H245V21H242V20ZM256 20L257 22H253V20ZM212 20H213V22H212ZM261 20H262V22H261ZM190 21V22H189ZM207 21V22H206ZM240 21H241V23H240ZM185 22V23H184ZM206 22V23H205ZM212 22V23H211ZM191 23V24H190ZM192 23H194V25L192 24ZM238 23H240L239 25H238ZM243 23V24H242ZM247 25H246V24ZM255 23V24H254ZM260 23V24H259ZM209 24V25H208ZM191 25V26H190ZM208 25V26H207ZM233 25V24H232ZM245 25V26H244ZM238 27V28H241V27ZM261 26V25H260ZM194 27H196V28H198V29H196V32L197 33H195L194 31H193V29H194ZM233 27V26H232ZM235 27V28H236ZM256 27V28H257ZM190 28V29H189ZM193 28V29H192ZM234 28V29H235ZM256 28H255V30H256ZM192 29V31H190ZM245 29H243V30H245ZM177 30V31H176ZM199 30V31H198ZM248 30V31H249ZM176 31V32H175ZM187 31V32H186ZM211 31V32H210ZM175 32V33H174ZM177 32L179 33V35L177 34ZM185 32V33H184ZM195 34H194V33ZM199 32V33H198ZM201 32H203V33H201ZM174 34V35H173ZM176 34V35H175ZM187 34V35H186ZM191 34V35H190ZM200 34H201V36H202V34L204 35V36H202V37H204L203 39H205L206 40V43H205V41L201 38V36H200ZM236 36H234V35ZM179 36V38H183V39H185L184 41H187V42H185L186 43V47L185 46H180V43H177V42H180V40L178 41L177 39H178V36ZM209 37H208V36ZM238 35V36H237ZM243 35V36H242ZM181 36V37H180ZM185 38H184V37ZM205 36H207V37H205ZM210 36H211V38H210ZM169 37V38H168ZM241 38V39H243V40H241V39H239V38ZM245 37H247V38H244ZM168 38V39H167ZM236 38H238V41H237V39ZM183 39H181L182 40V42H183ZM210 39V40H209ZM156 40V41H157ZM207 40H208V42H207ZM58 41H61V39L60 40H58ZM74 41V40H73ZM95 41V40H94ZM93 40H90V42L89 43H91V45H93V44H95L96 46L98 45V42H97V44H96V42H94ZM213 41V42H212ZM243 41V42H242ZM247 41V42H246ZM76 42V41H75ZM75 42H73L74 44H75ZM94 42V43H93ZM181 42V44H185V43H182ZM214 42L216 43V47L214 46L215 44H214ZM240 42H242V43H240ZM78 43V42H77ZM77 43H76V45H77ZM86 44H87V42H85ZM155 43H157V44H155ZM168 43H170V44H168ZM211 43H213L214 45H212ZM217 43H219V44H217ZM258 42H256V44H257ZM73 44V45H74ZM177 44V45H176ZM179 44V45H178ZM248 44V45H247ZM255 44V43H254ZM159 45H161V46H159ZM167 45V46H166ZM257 45H259V43L257 44ZM257 45H255V46H257ZM168 46H170L168 49H170L171 48V46H172V48L170 49V50H168V49H165V48H167ZM185 47V51L183 50V49H181L180 48V50H179V48L178 47ZM212 46V47H211ZM218 46H220V48H218ZM243 46V47H242ZM78 47V46H77ZM152 47V48H153ZM161 47V48H160ZM165 47V48H164ZM215 49H214V48ZM247 47H249V48H247ZM78 48H80V46L78 47ZM82 48V47H81ZM80 48V49H81ZM156 48V49H155ZM173 48H174V50H173ZM175 48H178V50L177 49H175ZM216 48H217V50H216ZM222 48V50L223 51H225V52H230V53H232V51H233V53L231 54L232 55V59H231V63L229 62V63H227V67L229 66V70L230 69H232V70H230V72H231V74H232V77L233 76H235V78L233 77L232 79V87H230V89L227 87H224L225 89L224 90H226V91H222L221 92V94L222 95H220L219 96V94H218V96L216 97H213V98H211L212 100H211V102L209 103V104H211V105H205L204 107H203V105H204V103H197L198 104V106H197V104H196V106L194 105V109H192L191 111V114H190V117H189V115L187 116L188 117V121H189V124H188V122L186 123L187 125V129H189V127L191 126V127H193V130L191 129V127H190V129L189 130H187L186 132H188V131H190V132H188V133H186L188 136H186L185 134V136H186V138H185V140L184 141H186V142H184L183 144L184 145H177V144H173L172 145V139H174L173 138V136H171V132H170V128H171V130H172V128L174 127V125L176 124V122H178L179 123V118L177 119L176 117L179 115V113L181 114L182 112H183V110H178L177 111V109H175L174 108V110H176L177 111V113L179 112V111H181V112H179L178 114H177V116L175 117L176 119H169V118H172L171 117V115L169 114H166L165 113V111H167L168 113H169V111H168V109L170 110V106L168 105V104H166V100H171L172 101V95L174 96V94H175V90H173V87L172 86H170V84L171 85H173L174 84V82H173V80H172V78L170 77V76H168V79L169 78H171V80L169 79L168 80V82H169V84H168V86H166L167 88L170 86V87H172V88H168L167 90H168V92L167 93H169L171 90V92H173L172 94H170V96L169 95H167V93H164L165 95H163L162 94V91L159 89V88H163V89H165V90H163L162 88V90L164 91V92H166L167 90H166V87L165 86H162V84L164 83L163 81L162 82H160L162 79H164V78H162L163 77V69H166V67H167V69H168V67H169V69H170V71H174L175 69H179L178 71H180L181 69L180 68H178V67H181L180 65L179 66H175V65H177V64H173L172 63V65H173V69L171 68L172 66L170 65V62H169V64L167 63V58L170 56V54H171V58H172V61L174 60L175 62H177L178 63V61L181 59V63H182V61L183 60H185V61H183V66L185 65L186 66V64H187V66H189V65H191V69L195 72L194 74H196L197 72H196V70H197V64L200 62L201 63V65L202 64H208V62L212 65V63L211 62H217V64L219 65H221V63H223V64H225V62L224 61H220V59L221 60H223L222 59V54L221 53H223V51L222 50H220ZM225 48V49H224ZM228 48V49H227ZM232 48V49H231ZM189 51H188V50ZM226 49H227V51H226ZM79 50V49H78ZM77 50V52H79ZM83 49H81V51H82ZM166 50V51H165ZM169 52H168V51ZM171 50H173V52L171 51ZM220 50V51H219ZM250 50V51H249ZM80 51V52H81ZM84 51V50H83ZM82 51V52H83ZM183 51V52H182ZM186 51H188L187 52V54H186ZM148 52H146V54L148 55ZM177 52H180V53H177ZM219 54H218V53ZM245 52H248V54H249V56H251L250 57V59L249 60H251V61H249V62H251L252 63V65H249L248 64V62H247V64L251 67V66H253L252 68H253V70H254V72H255V74H256V78L257 79H259V80H257V79H254L255 80V82H257V81H259L257 84V87H259L260 89H258L255 85H256V83H254V80L252 81V82H249V85L247 84L248 82H241L240 80H242L241 78V75L243 74V71H241L242 70V67H243V65H242V61L243 60H245V58H247V53H245ZM165 53H167V55L165 54ZM169 53V54H168ZM177 53V54H176ZM183 53H184V55H183ZM190 53V54H189ZM243 53H245V54H243ZM79 54V53H78ZM93 54H95L96 55V53L95 52H93L92 53V55L91 56H93V57H95V55H93ZM146 54H144V55H146ZM192 54V55H191ZM234 54V55H233ZM243 55V56H241V55ZM45 55L46 54H44V53H40L39 54V61H42V62H44L45 61ZM143 55V54H142ZM146 55V56H147ZM179 55V56H178ZM189 55V56H188ZM191 55V56H190ZM237 55V56H236ZM91 56H90V58H91ZM167 56V57H166ZM183 56V57H182ZM240 56V57H239ZM248 56V57H249ZM92 57V61H94V58ZM143 56H141V58H142ZM145 57V56H144ZM176 57V58H175ZM181 57V58H180ZM244 57V58H243ZM62 57H58L57 59H58V62H56V59H54L53 61H55L54 62V65H62V64H65L64 63V61H65V59L64 58H62V60L61 61H59L60 59H61ZM171 58H169L168 59V61H171L170 59ZM235 58V59H234ZM89 59V58H88ZM90 60V59H89ZM240 60V61H239ZM263 60V61H262ZM91 61V62H92ZM144 61H146L147 63H148V65H147V63L146 62H144ZM197 61V63H195V62ZM199 61V62H198ZM234 61V62H233ZM66 62V61H65ZM88 62H90V61H88ZM87 62V65L88 64H91V63H88ZM144 62V63H143ZM187 62V63H186ZM219 62V63H218ZM221 62V63H220ZM241 62V63H240ZM146 63V64H145ZM167 64V66H165L166 64ZM185 63V64H184ZM162 64H163V66H165V68L162 66ZM215 64V63H214ZM222 64V65H223ZM228 64H230V65H228ZM82 65V64H81ZM80 65V66H81ZM86 64L84 65H82L83 66V69H84V66H87ZM160 65H161V67H160ZM193 65V66H192ZM241 65H242V67H241ZM90 66V65H89ZM182 66V67H183ZM199 67H200V65H198ZM175 67H177V68H175ZM42 68V71H41V73H40V75L42 76L43 75V73H45V70H44V67H41ZM87 68H88V66H87ZM86 68V69H87ZM158 68H160V69H162V72H161V70L160 71H158ZM241 68V69H240ZM155 69H156V71L158 72V74H159V76H160V78H162L161 80H158L159 82H160V85H159V82H158V84H157V79H155L154 77L156 76H158V74L157 75H155L156 74V71H155ZM166 69V70H167ZM172 69V70H171ZM256 70V71H255ZM170 71H168V73L170 72ZM176 71V70H175ZM154 72V73H153ZM161 72V73H160ZM235 72V73H234ZM142 73V74H141ZM46 74V73H45ZM45 74H44V76H45ZM143 75V76H142ZM154 75V76H153ZM171 75V74H170ZM102 76V74L101 75H99V77L100 78H103V76ZM139 76V77H138ZM243 76V75H242ZM105 77V76H104ZM150 77V78H149ZM174 77V76H173ZM259 77H263L262 79L261 78H259ZM145 78H147V80L145 79ZM148 78H149V80H148ZM153 78H154V81L155 82H153ZM151 79V80H150ZM44 80V81H43ZM43 80H40V82L41 83H45V81H47V80H45V78L43 79ZM101 80V79H100ZM104 80H105V78H104ZM104 80H103V82H104ZM257 80V81H256ZM170 81H171V83H170ZM261 82V83H260ZM126 83V84H125ZM153 83H156V86L154 87V84ZM253 84V85H251V84ZM39 84V83H38ZM48 84V83H47ZM152 85L153 84V86L151 87V86H149V85ZM167 84V83H166ZM165 84V85H166ZM260 84V85H259ZM263 86H262V85ZM40 85V84H39ZM235 87H234V86ZM41 86V85H40ZM44 86V85H43ZM89 86V85H88ZM126 86H128V88H126ZM158 86H159V88H158ZM161 86V87H160ZM244 86H245V88H244ZM250 86V87H249ZM251 86H253V87H251ZM255 86V87H254ZM47 87V86H46ZM51 87V86H50ZM49 87V88H50ZM237 87V88H236ZM152 88H158L157 89V92H158V90H159V93H158V96H163V97H165L166 96V98L165 99H160L159 97H154V98H152L153 96H152V94H157V93H153V91H152ZM236 88V89H235ZM241 88H242V90H243V88L245 89V90H243V91H241ZM249 88V89H248ZM253 88L254 89H256L255 91H256V94H253L255 91H253ZM151 89V90H150ZM170 89V90H169ZM175 89V88H174ZM233 89H235L236 91H234ZM239 91H238V90ZM127 90H129L130 92H128L127 91V93H125ZM229 90V91H228ZM261 90V91H260ZM123 91H125V92H123ZM152 91V92H151ZM154 91H156V90H154ZM161 91V92H160ZM232 91V92H231ZM250 91L252 92V93H250ZM237 92V93H236ZM238 92H240V95L239 96H237L238 95ZM129 93H131L130 94V96H129ZM177 93V92H176ZM226 93H228V94H232V96L230 97L228 94H226ZM236 93V94H235ZM244 93H246V94H244ZM125 94H128L127 96H129L128 98L125 96ZM148 95H151L150 97L154 100V101H152V99L150 98V100L148 99L149 97H148ZM230 97V98H227L228 96ZM236 97H235V96ZM251 95H253V96H250ZM259 95H257L258 96V98H257V100L259 99ZM168 96V97H167ZM222 96V97H221ZM225 96H227V97H225ZM242 96L244 97L243 99H242ZM247 98H246V97ZM148 97V98H147ZM170 97V99H167V98H169ZM175 97V96H174ZM173 97V100H176L175 98ZM219 97H221V98H223V99H221L222 101H220L219 99ZM233 97H235V98H233ZM240 97H241V99H240ZM253 97H256L255 99L253 98ZM125 98V100H126V102H127V104H126V102H124L123 100H121V99H124ZM213 99H217V101H214ZM230 99H232V100H234V102L235 103H233L232 102V100H230ZM240 99V100H239ZM244 99H246V100H244ZM252 99H254V100H252ZM161 100V102H159ZM227 100H229V101H231L232 103H233V109L234 108H238V106L240 105V107H242V105H243V109H241L242 110V112H240V110H239V112L237 111L238 109H240V107L236 110L235 109V112L236 113H238L237 115L235 114H232V115H234L235 117L236 116H238L237 117V120L234 118V116H233V118L232 119H234V120H230V118H229V113H230V111H229V107L230 106H228V101ZM238 100V101H237ZM241 100H244V102H242ZM248 100H250V101H248ZM162 101H165V104H164V102H162ZM212 101H214V103L212 104ZM226 101H227V103H226ZM251 101H254V102H252L251 103ZM122 102V103H121ZM175 102V101H174ZM215 102H216V104H215ZM238 102V103H237ZM239 102H241V104L239 103ZM258 102H261L260 100L258 101ZM124 103H125V105H124ZM171 103H173V102H171ZM227 105H226V104ZM243 103V104H242ZM235 104H237L236 106H235ZM239 104V105H238ZM246 104V105H245ZM258 104V103H257ZM263 104H264V102H263ZM170 105H172V104H170ZM202 105V106H201ZM217 106L216 108H214V106ZM108 106V105H107ZM110 106V105H109ZM108 106V107H109ZM126 106V107H125ZM166 106H168L169 108L166 110ZM209 106H210V108H209ZM235 106V107H234ZM198 107V108H197ZM201 107H203V108H205L204 110L201 108ZM206 107H208L207 109H209V111L206 109ZM212 107V108H211ZM228 107V108H227ZM250 107H252V108H250ZM258 107V108H257ZM263 107H264V105H263ZM172 108V107H171ZM257 108V109H256ZM204 111H202V110ZM216 109H218V110H216ZM224 109V110H223ZM233 109H232V112H233ZM172 110V109H171ZM194 110V111H193ZM212 110V111H211ZM215 110H216V112H215ZM261 110V111H260ZM93 111V110H92ZM131 111H132V113H131ZM153 111V112H152ZM210 111H211V113H210ZM217 111H218V114H217ZM228 111H229V113H228ZM255 111V112H254ZM134 112V113H133ZM149 112H151V113H149ZM156 112V114H154ZM227 112V113H226ZM234 112V113H235ZM93 113H95L94 111H93ZM93 113H91V117H88L89 119H88V122H87V120H86V126H85V132L87 133V134H89V135H87V136H90V135H92L93 136V134H95L96 132L98 133V132H101L100 131V127L102 128V124H100V122H99V120L96 118V117H98L96 114H94V115H92ZM144 113V114H143ZM153 113V114H152ZM184 113V112H183ZM198 113V114H197ZM221 113V114H220ZM226 113V114H225ZM241 113V114H240ZM250 113H251V115H250ZM253 113H255V114H253ZM257 113L259 114L258 115V117H257ZM90 114V113H89ZM131 114V115H130ZM153 115V116H151V115ZM195 114V115H194ZM224 114V115H223ZM96 115V116H95ZM124 115V116H123ZM132 115H135V118L136 119H133V116ZM139 115H141V117L139 116ZM144 115H145V117H146V115H147V119L149 118V119H152L153 117V119L151 120V121H153V122H155L156 123V121H158L156 124L155 123H150L151 121L149 120H146V122L148 121V124H150V126L152 125V126H155V127H150L151 129H152V134H150L149 132H151L150 131V128L149 127H146V126H148L147 125V123L144 121L145 119H144ZM150 115V116H149ZM182 116L184 115V114H181ZM192 115V116H191ZM203 115V116H202ZM220 115H223V118H222V116H220ZM228 117H227V116ZM263 115V116H262ZM123 116V117H122ZM142 116H143V118H142ZM149 116V117H148ZM157 118H156V117ZM169 116V117H168ZM180 116V115H179ZM178 116V117H179ZM182 116H181V119H182ZM214 116H218V117H220L221 118V120L223 121L222 123H221V120H220V125L219 124H217L215 121H217V122H219V119L217 120L216 118L217 117H214ZM240 116H241V119H240ZM243 116V117H242ZM255 116L257 117V119H254L255 118ZM129 117H132V119L131 118H129ZM203 117V118H202ZM213 117V118H212ZM159 118H160V120L162 119V121H164V122H162V124L161 123H159V122H161L160 120H159ZM202 118V119H201ZM215 118V119H214ZM230 120L229 122H228V119ZM123 119V120H122ZM131 119V120H130ZM141 120V121H139V120ZM157 119V120H156ZM186 120H187V118H185ZM214 119V120H213ZM224 119H227V120H224ZM247 119H248V121H247ZM264 119V118H263ZM121 120H122V122H121ZM130 120V121H129ZM139 121V122H137V121ZM143 120V121H142ZM179 120V121H178ZM192 121V123H191V121ZM199 120V121H198ZM251 120V121H250ZM256 122H255V121ZM132 121H136L135 123H136V126L135 125H133V124H135L134 122H132ZM166 121V122H165ZM176 121V122H175ZM61 121H59L58 123H60ZM143 122H145V123H143ZM174 122V123H173ZM232 122V123H231ZM234 122V123H233ZM57 123V124H58ZM102 123V122H101ZM138 123V124H137ZM165 123V124H164ZM167 123V124H166ZM168 123H171L173 126H171V124H168ZM191 123V124H190ZM196 125H195V124ZM215 123V125L213 126V124ZM231 123V124H230ZM252 123V124H251ZM141 124V125H140ZM145 124V125H144ZM158 124H161V125H158ZM255 124V125H254ZM46 125V126H45ZM51 125V124H50ZM55 125V124H54ZM58 125H60V124H58ZM58 125H57V130L59 129V130H61L62 131V128L63 129H65L64 127H61V126H64L63 125V123L61 122V126H59V127H61V128H59L58 127ZM90 125V126H89ZM168 125H170V126H168ZM176 125H178V124H176ZM175 125V126H176ZM189 125V126H188ZM193 125V126H192ZM213 127H212V126ZM252 125H254V126H252ZM47 123L46 124H44L43 125V127H44V129L46 130V136H48V138H49V135H47L50 131L52 132V134H51V136H50V138H52L53 137V131L55 130V133H56V129H54V127L56 126H53V125H51V126H53V128L51 129L49 126H48V128L49 129H47ZM131 126V127H130ZM141 126V127H140ZM158 128H157V127ZM165 126V127H164ZM169 127V129L167 130V128ZM199 126H200V129H199ZM95 127H96V129H95ZM136 127H140L141 129H139L140 131H142V130H144V131H142L143 133H145V134H143L142 132H138V133H140V134H138L137 133V131L138 130H136L135 128ZM142 127H144V128H142ZM209 127H210V129H213L214 130V127H216L215 129L216 130H214V133L213 134H215L216 132V134L215 135H211L212 137L210 138L209 136H210V129H209ZM212 127V128H211ZM253 127V128H252ZM120 128H121V130H120ZM132 128H134L133 130L134 131H136V132H134V131H132ZM158 129V131L157 130H153V129ZM162 128V130H159V129H161ZM164 128H166V129H164ZM197 128V129H196ZM54 129V130H53ZM131 129V130H130ZM149 131H148V130ZM218 129V130H217ZM258 129V130H259ZM47 130H49L48 132H47ZM96 130V131H95ZM92 131V132H91ZM102 131H103V129H102ZM155 131H156V133H155ZM166 131L168 132V134L166 133ZM240 131V132H239ZM58 132V131H57ZM63 132H64V130H63ZM104 132V131H103ZM146 132H148L149 133V135H148V133H146ZM161 132H163L162 134V136L160 135L161 134ZM191 132H196L195 134H198V136L196 135H194L193 133V136H189V134H191ZM237 132V133H236ZM160 133V134H159ZM169 133H170V135H169ZM207 133H209V135L207 134ZM246 136V137H244V135ZM252 133H255L256 134V136H254L255 134H252ZM100 134V133H99ZM101 134H102V132H101ZM148 135V137H147V135ZM156 134V135H155ZM191 134V135H192ZM236 134H237V136H236ZM155 135V136H154ZM166 135V136H165ZM173 135V134H172ZM200 135V136H199ZM226 135V137L227 138H225L224 136ZM243 135V136H242ZM252 135H253V137H254V139H256V140H254L253 138H252ZM54 136H56L55 134H54ZM92 136H90V137H87V140H88V138H92ZM149 136H151V137H149ZM159 136V137H158ZM194 136H195V138H194ZM220 136V137H219ZM248 136H250V137H248ZM261 136V137H260ZM140 137V138H139ZM144 137H147V139L145 138V142H142V140L144 141ZM154 137V138H153ZM165 137H166V139H165ZM167 137H168V139H167ZM198 137H199V139H198ZM217 137L218 138H223L222 140L221 139H217ZM49 138V139H50ZM149 138V139H148ZM160 138V139H159ZM165 139V141L167 140V142H165L164 141V139ZM170 138V139H169ZM195 140H194V139ZM206 138H208L207 140H209V141H207L206 140ZM240 138H241V140H240ZM245 138H247V139H245ZM252 140V141H254V143H256L257 144V146H256V144H255V146H254V144H253V142L251 141L250 142V139ZM105 139V138H104ZM116 139V140H115ZM139 139V140H138ZM189 139V142L187 141ZM196 139H198V140H196ZM212 139H213V141H212ZM217 139V140H216ZM231 139V141H230V145L229 146H227L228 145V141ZM235 139V140H234ZM236 139H237V143L239 142V144H237V143H235L236 142ZM243 139H245L244 141H243ZM90 140V139H89ZM113 140H114V142L116 143H114L113 142ZM170 140V141H169ZM194 140V141H193ZM211 140V141H210ZM263 140V141H262ZM169 141V142H168ZM172 141V142H171ZM191 141V142H190ZM196 141H197V143H196ZM201 141V142H200ZM215 141V142H214ZM222 141V142H221ZM225 141H226V143H225ZM234 142L233 143V146H232V144H231V142ZM249 141V142H248ZM163 142V143H162ZM192 142L193 143H195L198 147L200 146H202L201 148L199 147V148H197V146L195 145V144H192ZM211 142V143H210ZM245 142V145L247 144V143H249L247 146H250V147H245L244 146V144H241V143H244ZM260 142H262V143H260ZM114 143V144H113ZM118 143V144H117ZM147 143H148V145H147ZM164 143H165V145H166V147H165V145H164ZM168 143H170V145L171 146H174V147H171ZM173 143H175V142H173ZM199 143V144H198ZM215 143V144H214ZM224 143V144H223ZM251 143V144H250ZM105 144V145H106ZM123 144V145H122ZM186 144V145H185ZM192 144V145H191ZM211 144V145H210ZM237 144V145H236ZM260 144V145H259ZM113 145V146H112ZM145 145H146V147H145ZM168 145V146H167ZM177 145V146H176ZM195 145V146H194ZM207 145V146H206ZM222 145V146H221ZM237 146V147H235V148H233L234 146ZM244 146V148H243V146ZM254 147H253V146ZM107 146V145H106ZM109 146H110V148H112V149H110L109 148ZM176 146V147H175ZM181 147L182 148V151L184 152V154H183V152L181 151V153L179 152L180 150H181V148L179 149V147ZM186 146V148H184ZM188 146V147H187ZM191 146V147H190ZM195 148H194V147ZM204 146V147H203ZM216 146V147H215ZM220 146H221V148H224L225 150V152H223L222 150H221V148H220ZM115 147V148H114ZM123 147V148H122ZM145 147V148H144ZM149 147V148H148ZM161 148V150H160V148ZM168 147H170L169 148V150L170 149H172V150H170L171 152H169L168 151ZM207 149H206V148ZM217 147H218V150H220V151H222L220 154H222L220 157H218L220 154H219V151H218V153H216L217 151H215V149L217 150ZM232 147V148H231ZM239 147H240V150H239ZM255 147H257V149H255L254 150V148ZM260 147V148H259ZM0 148H1V143H0ZM157 148V149H156ZM163 148L165 149V150H163ZM188 148V149H187ZM189 148H190V150H189ZM191 148H192V150H191ZM197 148V149H196ZM229 148V149H228ZM246 148H248V150L246 149ZM249 148L252 150V152H250L251 150H249ZM259 148V149H258ZM94 149V148H93ZM96 149H98V148H96ZM95 149V150H96ZM110 149V150H109ZM122 149V150H121ZM147 149H149V150H147ZM155 149V150H154ZM175 149V150H174ZM179 149V150H178ZM205 149V150H204ZM228 149V152H226V150ZM261 149V150H260ZM1 150V149H0ZM156 150H157V152H156ZM160 152H159V151ZM166 150H167V152H166ZM173 150H174V152H173ZM214 150V151H213ZM230 150V151H229ZM246 151V152H244V151ZM110 151V152H109ZM152 151V152H151ZM188 151V152H187ZM195 153H194V152ZM209 153V151H211V155H210V157L214 160V154L216 155V154H219V155H216V157L217 158H215V160L213 161L212 159H210V160H207V159H205V158H207L209 155H208V153ZM243 151V152H242ZM259 151V152H258ZM168 152L169 153H171L170 155L168 154ZM175 152H177V153H175ZM197 152V153H196ZM200 152V153H199ZM202 152H204V153H202ZM238 153V156H236V154ZM250 152V153H249ZM105 153V154H104ZM147 153H149V154H147ZM164 153H166L167 155H169V156H166V154H164ZM173 153V154H172ZM202 153V156L204 157V156H206L207 155V157H205L204 159H205V162H206V160H207V162L208 161H210L211 162V164H210V162H209V165H211L212 167H211V169L209 168V170H211L210 172L211 173H209V170H208V172H206L205 173V171H207V167L205 168V166L203 167V166H201V165H199V164H197L198 163V161L199 160H197V159H200L199 157H201V159H202V156L200 155ZM214 153V154H213ZM236 153V154H235ZM151 154V155H150ZM176 154V155H175ZM194 154V155H193ZM197 154V155H196ZM155 155H157V156H155ZM159 155V156H158ZM180 155V156H179ZM196 155V156H195ZM152 156L154 157V158H152ZM164 156V157H163ZM182 156V157H181ZM184 156H186L184 159H183V157ZM193 156L194 157H197L198 156V158H196V163H195V160H194V158H193ZM160 157V158H159ZM161 157H162V159L163 160H161ZM191 157V158H190ZM214 157V158H213ZM156 158V159H155ZM172 158V157H171ZM182 158V159H181ZM191 159V161L189 160V159ZM103 159V160H102ZM151 159V160H150ZM152 159H154V161H155V163L153 162V160ZM159 159H160V161H159ZM167 159V160H166ZM200 159V160H201ZM111 160H113V161H111ZM157 160V161H156ZM185 160H187V161H190L191 162V164H190V162H188L187 163V161L186 162H184ZM203 160V159H202ZM126 161V162H125ZM152 161V162H151ZM193 161H194V163H193ZM213 161V162H212ZM108 162V163H107ZM109 162H110V164H113V163H115L116 164V166H114V164L113 165H111V166H113L112 168H110L111 166H109L110 164H109ZM165 162V163H164ZM201 162V161H200ZM199 162V163H200ZM204 162V163H205ZM99 163V164H98ZM124 163H125V165H124ZM127 163H128V165H127ZM148 163H149V165H148ZM157 163V164H156ZM162 163H164L166 166H164ZM183 163V164H182ZM187 163V164H186ZM193 163V164H192ZM103 164V165H102ZM151 164V165H150ZM158 165V166H155V165ZM161 164H162V166H161ZM176 164V165H175ZM198 165V166H201L200 168V170L199 169H197V168H199L198 166H196V165ZM106 165V166H105ZM119 165V166H118ZM183 165V166H182ZM107 166H108V168H107ZM121 166H122V168H121ZM154 166V167H153ZM170 166V165H169ZM168 166V167H169ZM189 166H190V168H189ZM106 167V168H105ZM116 167V168H115ZM118 167V168H117ZM177 167V166H176ZM196 167V168H195ZM0 170L2 171L1 172V176H2V183H4L3 184V189H4V196H5V199H6V202H7V205H8V211H9V215H10V222H11V225H12V228H13V230H14V242H15V244H16V242H17V236H16V224H15V216H14V214H13V205H12V200H11V194H10V191H9V186L7 185L8 183H6V181H7V172H6V169H5V165H4V160H3V158H2V156H1V151H0ZM95 168L98 170V172H101V169L99 170L96 166H95ZM100 168V167H99ZM114 168V169H113ZM119 168H121V170L119 169ZM167 168V167H166ZM173 168H175V167H173ZM195 168V169H194ZM125 169V170H124ZM129 169V170H128ZM163 169H165V168H163ZM162 169V170H163ZM191 169V170H190ZM116 170L118 171V172H120L121 171V175H120V173H118V172H116ZM156 170V171H155ZM167 170H169V168L167 169ZM177 170V169H176ZM195 170V171H194ZM145 171H146V173H145ZM160 171H158L157 173H159ZM164 172H165V170H163ZM163 171H161V172H163ZM160 172V173H161ZM190 172H193V173H190ZM113 173V178L111 177V175L110 174H112ZM116 173H118L117 174V176H115V174ZM124 173H125V175H124ZM195 173H196V175H195ZM199 173V174H198ZM142 174H145V175H142ZM152 174V175H151ZM164 173H162V175H163ZM165 174H166V172H165ZM206 174H210V175H207L206 176ZM104 175L102 174V180H103V177H104ZM157 175H159L157 178L154 176V178L157 180V179H159V181L157 180V182H156V184H158L157 186H156V188H158V189H156L157 191H158V193L159 194H157V195H164V193H165V188L163 187L164 185H161L162 183L161 182H163V184L165 183V177L162 179V181H161V179L159 178V177H161L160 176V174H157ZM194 175V176H193ZM55 176V178H56V175H54ZM53 176V177H54ZM114 176H115V178H114ZM166 176V175H165ZM211 176V177H210ZM96 177V178H95ZM121 177V178H120ZM163 177V176H162ZM191 177V178H190ZM207 179H206V178ZM210 177V179H208ZM93 178V179H92ZM106 178H107V180H106ZM111 178V179H110ZM118 178H120V180H118ZM153 178V179H154ZM205 178V179H204ZM112 179H114V184H112L111 186L109 185L110 184V182H112L111 180ZM56 180V179H55ZM57 180H59V177H58V179ZM93 180H94V182H93ZM117 180V181H116ZM205 180V181H204ZM110 181V182H109ZM148 181V180H147ZM149 181H150V179H149ZM183 181V180H182ZM192 183H191V182ZM130 182V183H129ZM188 182H190V183H188ZM159 183H161L160 185H159ZM187 183V184H186ZM93 184H95V185H93ZM104 184H106V185H104ZM114 185V186H113ZM134 185H136V186H134ZM139 185H141L140 186V190L138 189V186ZM185 185H187V186H185ZM8 186V187H7ZM114 187V189H112L113 187ZM130 187V189L128 188V187ZM132 186L134 187V188H136L135 190H133L134 188H132ZM94 187V188H93ZM186 187V188H185ZM89 188H90V190H89ZM126 188V189H125ZM155 188V185L153 186V189L152 190H155L154 189ZM131 189H132V191H131ZM138 189V190H137ZM162 189V190H161ZM226 190L227 189V191H231L233 194L230 196V194H229V196H226L227 195V193L224 191V193H226L225 195H224V193H222L221 192V190ZM234 189V190H233ZM84 190H85V188H84ZM113 190V191H112ZM124 190V191H123ZM151 190V191H152ZM134 191V192H133ZM156 191V192H157ZM122 192H124V193H126V194H124V193H122ZM130 192V193H129ZM155 192V191H154ZM153 192V193H154ZM219 192H221V193H219ZM234 192H236V193H234ZM131 193H135V194H133L134 196V198H136L137 197V199H133V197L132 196H130V195H132ZM163 193V194H162ZM230 193V192H229ZM147 194V193H146ZM154 195V197L156 196L157 197V195ZM181 194V195H180ZM238 194V195H237ZM243 194H244V199H242L243 198ZM125 195H127V196H125ZM144 195H145V193H144ZM153 195V194H152ZM236 195V196H235ZM77 196V195H76ZM104 196H102V197H104ZM114 196V197H113ZM130 196V197H129ZM184 196V197H183ZM209 196H210V199H213V198H215V199H213V202L212 203H214V200H216V196H219L218 197V199L220 198V200H219V202H220V204L222 205V207L225 205V204H227L228 202H229V204L230 203H233L232 205H236V208H234V209H232V212L233 211H235L234 213H232V212H229L228 211V209L227 208H222L221 210H220V212H222V214L224 213V209L226 210L225 211V214H223V217H224V219H223V221H225V223L223 222V227L221 228V230L219 229L220 228V223H218L219 221L218 220H216L217 219V216H218V212L216 211V213H215V215H214V213H212V211L211 212H209L208 210H210V205H208L207 204V200H210L209 199ZM211 196H213V197H211ZM123 197H126V199L125 198H123ZM167 198V196H166V193H165V195H164V198ZM183 197V198H182ZM237 197H238V200H237ZM80 198L81 197H77L76 198V200L78 201L79 200V203L82 201V198H81V201H80ZM130 198V199H129ZM160 198V197H159ZM165 198V200L164 201H167V199ZM207 198V199H206ZM231 198V199H230ZM235 198V199H234ZM114 199V200H113ZM128 199V200H127ZM133 199V200H132ZM155 199V198H154ZM178 199V198H177ZM242 199V200H241ZM74 201L73 200V202H71V203H75L74 205H77L76 203H78L77 201ZM127 200V201H126ZM131 200V201H130ZM186 200H187V202H186ZM114 201V202H113ZM128 202V203H126V202ZM134 201V202H133ZM135 201H136V204H135ZM142 201H143V199H142ZM154 202V203H152V202ZM177 201V202H178ZM212 201V200H211ZM241 201V202H240ZM250 201V203H251V205L252 204H254V205H250L248 202ZM106 202H108V203H106ZM146 202H147V204H146ZM178 202V203H179ZM206 202V203H205ZM71 203H69V204H71ZM112 203V204H111ZM124 203L126 204V208H128L127 207V205L129 206V207H131L130 209H132V207H135V209H134V213H136V215H139V217L137 216L136 217V222L134 221V213H133V215L131 214V216H133V219L130 217V221H129V224H128V221H127V223H126V221H125V224L124 223H122V222H120V224H119V220H117V218L114 216V214L113 215H111L112 214V211L114 210V208H115V206H116V209L117 208H119V207H121V210H122V208H123V206H124ZM138 203V204H137ZM148 203H150L149 205H148ZM152 203V204H151ZM208 203H211V202H208ZM110 205V208H109V205ZM114 204V205H113ZM168 204V203H167ZM184 204V205H183ZM186 204H187V206H186ZM237 204H238V208L240 209H238L237 208ZM73 205V204H72ZM79 205V204H78ZM77 205V206H78ZM117 205H118V207H117ZM132 205V206H131ZM181 205H183V206H181ZM228 205V204H227ZM256 205V206H255ZM77 206H74V207H77ZM113 206H114V208H113ZM184 206H186V207H184ZM211 206H213V204L211 205ZM249 206V207H248ZM73 207V208H74ZM125 207V206H124ZM152 207V206H151ZM214 207V206H213ZM249 210H248V209ZM139 209V210H138ZM142 209H144L145 211H144V213L142 212V214H143V217L145 218V219H143V218H140V215H142V214H139V212H141L142 211ZM147 209V210H146ZM208 209V210H207ZM258 209H259V213H257L258 212ZM75 210V209H74ZM137 210H138V212H137ZM187 210V211H186ZM212 210H217V209H215V207H214V209L212 208ZM237 210V211H236ZM252 210V211H251ZM255 210V211H254ZM256 210H257V212H256ZM105 211V210H104ZM249 211V212H248ZM252 213H251V212ZM60 212L61 211H59L58 213L60 214ZM86 213V210L84 211V209H81V212H80V210H79V213H78V209L76 208V210H75V216H77V218L78 219H80L79 220V224L81 223H84V224H82V226L83 225H85L86 223V221L89 219L90 220V217H92L93 216V212H88L87 211V213H86V215H85V213ZM151 212V211H150ZM215 212V211H214ZM57 213V214H58ZM63 213H64V211H63ZM63 213L61 214V215H63ZM84 213V214H83ZM114 213V212H113ZM185 213V214H184ZM228 213V214H227ZM256 213V214H255ZM79 214H81V215H79ZM106 214V215H105ZM175 214V213H174ZM61 215H59V216H61ZM90 215H92V216H90ZM146 215V214H145ZM173 215V214H172ZM185 215H186V217H185ZM84 216V217H83ZM88 216V217H87ZM110 218H109V217ZM111 216H112V219H111ZM169 216V215H168ZM174 216H177L176 214L174 215ZM221 217H222V215H221ZM85 218H86V221L84 222V220H85ZM137 218H139V220H137ZM177 219V221L175 222V220ZM113 219H114V221H113ZM116 219V220H115ZM141 219V220H140ZM173 219V220H172ZM47 220V219H46ZM45 220V221H46ZM83 220V221H82ZM241 220H242V223H241ZM182 221V222H181ZM218 221V222H217ZM243 221H245L244 223H243ZM248 221V222H247ZM251 221V223L252 224H250L249 222ZM110 222V223H109ZM118 224H117V223ZM133 222H134V227H133ZM174 222H175V225H174ZM48 224L49 223V221H47V222H44V225L45 224ZM111 223H112V225H111ZM131 223V224H130ZM180 223V224H179ZM221 223H222V220H221ZM237 223H239L238 224V228H237V226H235ZM249 223V225L250 226H248L247 227V224ZM126 224L128 225L127 226V228H126ZM135 224L137 225V226H135ZM143 224V225H142ZM169 224V225H168ZM172 224L174 225V227L175 226H178V228L176 229V227L175 228H172L173 226H172ZM185 225V227H184V225ZM215 224H217L216 226H215V228H214V225ZM246 224V225H245ZM109 225H111V226H109ZM163 225V224H162ZM162 225H160L161 227H162ZM171 225V226H170ZM181 225V226H180ZM234 225V226H233ZM123 226H125V227H123ZM166 226H168V227H166ZM179 226H180V228H181V230H180V228H179ZM218 226H219V228H218ZM221 226H222V224H221ZM241 226H244V227H242L241 229H240V227ZM252 226V227H251ZM254 226H258V227H254ZM112 227V228H111ZM169 227H171V228H169ZM225 227V228H224ZM234 227H236V228H234ZM248 228V229H246V231H245V229L244 228ZM131 228H132V231H131ZM134 228V229H133ZM183 228H184V230H183ZM223 228H224V230H223ZM127 229V230H126ZM129 229H130V231H129ZM164 229H166V230H164ZM171 229V231H168V230H170ZM172 229H173V232H175V230H176V232L175 233H173L172 232ZM175 229V230H174ZM215 229H218V230H215ZM235 229H237V231H235ZM243 229V230H242ZM253 229V230H252ZM239 230H240V232H241V234H245V236H244V234H243V236L242 235H240V232H239ZM249 230V231H248ZM30 231L31 232H29V227L28 226H25V228H24V234H25V236L26 237H28V240L30 241L29 243L31 244V248H32V245H33V241L31 242V239L30 238H33L32 237V235H34L35 234V232L33 231V230H31V228H30ZM127 231H128V233H127ZM135 231V232H134ZM161 231V232H160ZM165 231V232H164ZM167 231V232H166ZM217 231H220L219 233H217ZM222 231V232H221ZM134 232V234L132 235V233ZM172 233L171 235H174V236H171V240H172V237H173V240H174V243L173 242H171V240L169 239V235H170V233ZM239 232V233H238ZM258 232V233H257ZM31 233V235H29ZM138 233H140V232H138ZM167 235V237H166V235ZM168 233H169V235H168ZM257 233V234H256ZM262 233H263V235H262ZM37 234V233H36ZM95 235L94 236H97V235H99V234H97V233H94ZM142 234V233H141ZM250 234V235H249ZM135 235H136V238L134 239L135 241H133L132 242V240H133V237L132 236H134L135 237ZM144 235V234H143ZM150 235V234H149ZM152 235V234H151ZM139 236V237H138ZM145 236V235H144ZM143 236V237H144ZM162 236L160 237V238H162ZM30 237V238H29ZM246 237V238H245ZM16 238V239H15ZM83 239H86V240H82V243H83V246H84V249H85V251L87 250V251H89L88 253L86 252L85 253V251H84V253H80L81 254V256H80V258L79 259H77V261H79L78 263L79 264H84V263H86V264H90V260H89V258L88 257H90V252H91V250L94 248V246H92V248H91V245H93L95 242H91V241H93V240H88V237L87 238H83ZM107 239V240H106ZM127 239H129V240H127ZM16 240V241H15ZM150 240H149V242H150ZM172 240V241H173ZM192 240H194V242L192 241ZM87 241V242H86ZM101 241H103V240H101ZM142 241H144V240H142ZM110 243V244H108V243ZM112 242V243H111ZM162 243H161V245H162ZM30 244H29V246H30ZM107 244H108V246H107ZM131 244V245H130ZM198 244V245H197ZM212 244V245H211ZM88 245V246H87ZM95 245V244H94ZM197 245V246H196ZM86 246H87V248H86ZM211 246V247H210ZM112 247H113V249H112ZM198 247V248H197ZM108 248H109V250H108ZM133 248V250H131V249ZM163 248V249H162ZM90 249V250H89ZM162 249V250H161ZM212 249H213V251H212ZM111 250V251H110ZM16 260H17V264H23L24 263V259H23V256H22V252H21V250L19 249V247H18V242H17V245H16ZM114 251H116V252H114ZM127 251H128V255L126 256V255H124L125 253L127 254ZM151 251L152 252H156V250H152L151 249ZM112 252H113V254H112ZM195 252H196V254H195ZM104 253V254H103ZM117 253H118V255H117ZM184 253V254H183ZM106 254V255H105ZM174 254V255H175ZM197 254H199V255H197ZM177 255V256H178ZM88 256V257H87ZM124 256V257H123ZM133 256V255H132ZM140 256H142V255H139L138 257H137V259L138 258H141ZM161 256V255H160ZM177 256H174L175 258L177 257ZM1 254H0V259H1ZM87 257V258H86ZM120 257V258H119ZM122 257V258H121ZM134 257V256H133ZM143 257V256H142ZM179 257H180V255H179ZM201 257V258H200ZM81 258H82V260H84L83 262H82V260H81ZM113 258V259H112ZM164 258V259H163ZM175 258H171V259H173V260H175ZM2 260V259H1ZM81 260V261H80ZM86 260L88 261V262H86ZM102 260H103V262H102ZM187 260H188V258H187ZM166 261H168V260H166ZM185 262H186V260H184ZM188 261H190V259L188 260ZM187 261V262H188ZM4 261H2V263H3ZM174 262V261H173ZM183 262V261H182ZM110 263V264H111ZM161 263H162V261H161ZM164 263H165V261H164ZM0 264H1V262H0ZM114 264V263H113ZM127 264V263H126ZM167 264H173L171 261H170V259H169V261L167 262ZM186 264H188V263H186Z\"/></svg>",
    "mask_w": 264,
    "mask_h": 264
}]
</instances>
